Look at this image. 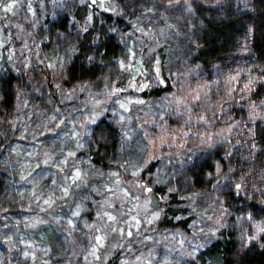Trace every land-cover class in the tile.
Masks as SVG:
<instances>
[{
	"label": "rangeland",
	"instance_id": "374dc122",
	"mask_svg": "<svg viewBox=\"0 0 264 264\" xmlns=\"http://www.w3.org/2000/svg\"><path fill=\"white\" fill-rule=\"evenodd\" d=\"M218 1L222 0H213ZM183 2L0 0V80L2 64L8 63L13 70L20 66L13 103L0 119V264H105L115 249L119 257L132 258V246L142 254L130 260L120 258L119 264H181L198 255L203 242L223 224L229 212L221 200V187L231 171H219L215 178L219 184L203 193L194 191L186 172L201 158L204 142L216 137L228 140L240 118L257 119L264 103H246L245 111L233 117L231 111L255 81L244 63L232 77H217L209 87L191 74L190 59L186 65L176 63L184 48L187 55L192 54L189 40L183 39L184 48L181 44L182 27L185 21L191 22ZM82 5L127 21L128 29L116 32L126 55L114 61L101 80L67 87L62 83L61 56L44 49L38 27L47 17L54 20L65 13L83 32L86 26L71 14L73 6ZM160 42L171 92L145 100L142 89L157 84L146 62L160 49ZM153 59L152 68L158 71L160 57ZM230 59H222L221 65L230 66ZM234 75L237 82L233 84ZM46 79L56 85V103L45 94ZM79 98V104H74ZM202 99L207 100L205 105L200 104ZM87 105L92 109L88 115L83 113ZM101 116L121 126L123 142L121 155L96 170L76 155L90 142L92 125ZM178 117L187 127L193 128L191 122H196L206 129L192 133L183 125L168 123ZM238 137L246 142L248 136ZM148 165L154 171L142 177ZM151 184L165 195L176 192L188 204L194 218L189 234L179 229L156 231L160 215L149 197L143 196L151 195ZM69 192L75 197L68 209L54 215L55 226L42 229L49 224L42 220L50 215L49 208L64 202ZM15 203L26 211L22 214L19 209L21 229L6 213ZM88 208L94 212L93 219H79Z\"/></svg>",
	"mask_w": 264,
	"mask_h": 264
},
{
	"label": "trees",
	"instance_id": "16d2710c",
	"mask_svg": "<svg viewBox=\"0 0 264 264\" xmlns=\"http://www.w3.org/2000/svg\"><path fill=\"white\" fill-rule=\"evenodd\" d=\"M159 1L163 3L185 1L189 8L186 12L191 22L185 21L182 27L181 44L184 48L183 39L189 40L192 54L188 52L187 55L184 48L181 60L176 61L177 64L183 62L186 65V60L190 59L191 74L197 78L200 77L209 87L217 77L227 79L232 74H236L244 63L243 68L245 66H248L246 70L250 68L249 73L255 76V81L245 90L243 101L235 106L234 111H231L233 117L245 111L243 107L246 103H264V0ZM71 9V14L77 22L86 26L83 32L73 26L74 23L72 20L70 22L69 15L65 13L54 20L52 16L47 17L38 27L43 35L40 39H44L42 43L44 49L47 48L61 56L59 61H61L64 73L62 83L67 87L78 82L101 80L106 74V69L114 61L126 55V48L116 32L123 33L128 29L127 21L125 22L119 15L96 12L93 9L90 11L86 5L73 6ZM49 37L52 39L51 42L47 39ZM54 38H58V41L55 39L57 41L55 42ZM162 44L163 42L158 43L160 49L153 52L146 62L148 66L146 68L157 79V84L142 89L141 97L145 100L171 92V83L163 68L165 56ZM157 56L160 57V65L159 70L155 71L152 63L155 61L153 58ZM228 57L231 58L230 66L221 65L220 61ZM241 58L244 60L242 64H239L238 61ZM194 66L197 67L196 70ZM16 71H20V66H15L13 70L8 63L2 64L0 119L13 103V93L18 79ZM236 79L234 75L233 84L237 82ZM45 84V94L55 103L58 102L59 95H57V88L52 79H46ZM233 92L235 93L236 90ZM80 101L81 98L74 101V104H79ZM206 102L207 100L202 99L200 104L205 105ZM222 106L219 105V107ZM195 109L198 110L197 107ZM260 109L263 110L264 107ZM84 110L83 113L87 112V115L88 112L92 113L91 106L87 105ZM218 111L223 113L221 108ZM107 119V116L95 119V124L92 125L93 129L88 137L90 142L77 150L76 157L82 158L81 161L87 162L96 170L111 165L114 159L121 155L120 147L123 142L120 133L121 126H115ZM168 123L176 126L183 125L186 129L190 128L184 125L185 123L179 117L169 119ZM191 124H193V128H190L192 133L206 129L196 122H191ZM237 134L245 138L248 136L246 142L239 139ZM235 135H237L236 138H234ZM200 156L201 158H196L186 172L188 182L191 183L194 191L207 192L208 188H215L214 185L219 184L215 183V178H218L217 173L222 169L223 171L229 169L231 171L229 179L221 187V200L228 208L229 214L222 221L224 225H217L208 241L203 242L202 251L181 264H264V110L253 121H249L246 117L240 118V121L234 125L233 133L228 140L226 137H216L213 142H204L201 145ZM153 169V165L146 166L142 177L153 172ZM148 188L151 190V195L143 193V196L144 198L149 197L152 209L160 215L159 220L154 224L156 231L160 233L164 230L179 229L182 233L189 234L190 224L194 218L188 212V204L182 198L179 199L176 192L171 191L169 195H165V192H161L157 186L151 184ZM69 193L64 202L53 204L49 208L50 215L42 218L45 224H49L43 226L42 229L55 226L54 215L68 209L71 198L75 197L73 192ZM17 206L16 203L9 205L6 213L8 217L13 216L12 219L9 217L10 221L16 222L15 226L21 229L19 209L23 211H21L22 214L26 211L23 209L25 207L18 208ZM43 213L46 216V212ZM93 216V210L88 208L80 213L79 219L90 221ZM78 222L80 223L79 220ZM131 249L133 250L132 258L142 254L139 247L132 246ZM119 254L120 251L117 249L112 250L105 264H119L120 258L132 259L130 255L123 254L119 257Z\"/></svg>",
	"mask_w": 264,
	"mask_h": 264
}]
</instances>
